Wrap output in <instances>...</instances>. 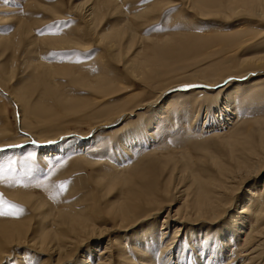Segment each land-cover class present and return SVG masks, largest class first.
<instances>
[{
  "label": "rangeland",
  "instance_id": "374dc122",
  "mask_svg": "<svg viewBox=\"0 0 264 264\" xmlns=\"http://www.w3.org/2000/svg\"><path fill=\"white\" fill-rule=\"evenodd\" d=\"M93 1L95 2L97 0H0V42L4 39L0 43V131L2 129L6 131L5 134L0 135V144L15 143L16 146L11 145L13 148L9 147L10 145L3 146V149H0V153L2 151L5 153L11 151L10 153H12L13 149H23L22 151L25 152L23 158L16 160L12 158L6 164L0 163V212L19 211V215H0V218L19 219L25 213L26 208L22 203L9 195L10 192L17 190L35 193L34 195H43L46 200L54 206L56 205L57 208L77 207L76 209L81 210L89 203H92L90 202L93 199L92 194L96 193L95 198L98 199L100 207L103 206L101 208L105 209L109 201H115L118 197H121L120 187L122 188V184L118 183L112 192L108 194L110 191L109 188H102V186L96 185V180L94 179L112 177V170L115 167L112 164H108L107 159L118 163V166L116 165L118 168L113 171L114 173L124 175L127 177L126 180L134 177V182L138 185L141 184L142 176L138 177V175L145 174L153 168L155 162L154 157L160 154H158L159 152H155L152 155L150 153L132 156L133 151H137L133 150L132 145H136L134 142L138 140V134L144 133L143 128H139V126H143V121H147V118H152L154 111L159 107L161 109V105L164 110L168 102L165 104V99L158 104H149L150 102L153 103L160 90L158 87L161 83L158 82L156 85L155 82H149L148 77H145L140 72L133 71V65L141 61H153L157 59L156 55L160 53L163 58H158L159 61L172 62L174 60L171 59L173 54L168 55L159 51L161 46L168 47L166 43L168 40L174 41L176 45L174 48H190V52L184 56L186 59L182 56L183 59L179 60V58H176L177 60L172 63L173 70L176 69L175 71L178 74L181 72L177 77L182 76L184 70L185 73H188V71L192 72V70H195V72H199L200 70L208 72L218 64L219 60L220 62H224V60L227 62L232 58L229 57L231 53L238 50L240 51L239 55H242L241 57L244 58L245 56H258V54L264 55V17L259 16L257 12H254L256 13L254 14L253 11L241 10V8V11L230 9L227 5L225 6L226 0L200 4V0H110V4H103L102 6L104 7L101 6L97 13V18L91 20L87 15L89 13L87 10ZM124 23L132 25L133 30H130V28L126 31L121 29L123 28L121 25ZM22 26L25 27L23 28ZM111 27L115 29L119 28V30L114 32L109 31L110 33L107 36L102 37L103 31ZM24 29L27 30L24 31ZM118 32H124L120 38L121 40L116 36ZM15 34L17 35L15 36ZM130 36L132 40H130ZM54 38L59 40V42ZM191 38L194 39V42ZM51 39L56 42L54 41L51 42L52 44H49L48 42ZM243 40L244 42H242ZM4 41L6 42L5 44ZM113 41L116 42L115 45ZM159 56L161 57V55ZM40 64L53 70L50 76L45 75ZM141 70L144 71V69ZM175 71L173 73H176ZM236 76L238 78L231 79L233 84L230 83L222 86L221 83L219 86L217 84L212 86L211 84L205 83L206 85L203 86L201 85L205 81L203 80L197 83L195 82V87L187 89L188 91L174 89L173 91H169L167 95L170 96L169 98L175 94L181 96L186 93H191L199 86L198 88L204 92L201 95L204 104L201 108V111H203L200 113L196 125L201 127V129L202 127L204 129L214 128L213 125L218 119L217 116L220 115V110L230 108L227 104L224 105L225 108L221 107L227 94L232 92L234 87L245 89L246 86L243 85L246 82L251 84L260 79L258 77L259 75L252 79H248L247 77L242 79V77ZM90 79L94 81L100 80L103 82L102 86H100V81L95 83ZM105 83L110 84L107 87L108 89ZM219 88L224 89V92L223 90V93L221 92L222 94L219 93ZM105 89H107V92ZM110 90L111 92H108ZM15 91L23 95V102H15V100H18L15 97ZM218 93L219 95H217ZM104 96L106 97L103 98ZM128 96L131 97L132 102ZM127 98H129L127 100L128 103H123V100L126 101ZM246 101L247 99L242 101L243 113H247L249 116L261 114L255 107L247 108L248 103ZM77 102L80 105L83 104L84 107H86L85 105L92 107L87 106L88 108L86 107V109L83 105L82 107L77 106ZM94 102L96 103L94 104ZM140 102L142 106L136 108L135 105ZM70 103L76 106L72 107L69 105ZM251 103H255V100H251ZM122 104L124 105L121 106ZM47 105H50L48 108L53 107L51 109V111L53 110L52 112L47 108ZM126 106L130 108L129 110L134 109V111H128V114H126L123 120L112 123L107 121L110 124H105L98 131L92 130L95 121L105 112L108 110L116 111V109ZM114 107L116 109H112ZM260 107L259 110H262ZM53 112L54 114H52ZM23 116L27 117L25 118V122ZM232 116L234 117L232 114L229 118L222 116L224 119L222 120L223 127L231 125V122L234 121ZM94 117L98 118L94 120ZM211 119L216 121H211ZM136 131L138 132L136 133ZM26 132L34 135V140L32 139L31 142L25 145L17 144L22 139L29 138ZM126 132L133 134L132 137H134V140L132 139L133 142L130 141L128 143V145H131L128 146L130 147L128 148L129 150L125 146L121 148L122 152L120 153L117 147L118 137ZM178 132H176L177 137L169 139V143L172 145L170 146L177 151L175 153L177 158L174 157L173 161L174 165L180 166L183 163V159L188 158L193 170L202 167L200 172L206 174L207 167H215L212 162L213 157H218L219 160L220 158H224L225 161L228 160V153L222 143L221 137L227 138L230 134L196 138L182 136ZM88 135H90L88 141L104 142L103 140L105 139L107 141L109 140L108 142L111 141V144H113L110 155L109 153L100 154L98 156L100 161L95 165H86L84 163L85 157L82 159V156L72 154L64 160L61 158L54 159L55 156L49 155L53 158H49L50 164L47 167V165L40 162L35 153L30 150L24 151L30 148V146L36 145V142L33 143V141L39 140V142L43 143L47 141L54 142L58 147L60 144L63 147L65 145L66 148L61 147L59 148L61 152H58L66 154L67 150L65 151V149L67 147H71L73 144H84L87 140L82 137ZM124 138L121 137V139ZM181 151L186 152L185 155L187 157L182 158ZM26 156H29V159L32 157L31 160L33 161H26ZM162 159L165 158L162 157ZM201 165H206V167ZM167 168L162 172L154 171L153 173V170H151V174H153V177L163 178L166 175ZM204 168H206V171L204 170L205 172L203 171ZM258 177L257 179L253 178L254 183L264 180V173ZM134 182L124 187L130 188L132 184L134 185ZM185 182L187 183V181ZM61 185H63V188ZM243 188L246 189V187ZM94 189L95 191H93ZM104 195L107 196L103 197ZM237 196H240V192L237 193ZM169 198L171 202L168 203H171V205H166V209L163 208L155 218L151 219L150 217L148 218L150 220L147 219V222H140V225L130 229H114L110 235L100 236L102 237L100 241L90 240L82 247V251L75 252L74 255L70 256L72 258L63 264H79L82 255L87 254L93 248L91 246L99 245V247L90 250L92 257L96 258L97 250L102 249L108 239L113 240L116 244L125 235L128 234L129 237V234L133 233V231H140L154 221L156 222L158 220L157 224L161 226L169 210L171 217L168 218L169 220L164 226L166 230L163 228L166 231L165 240H168L172 235L175 226L183 228L180 233L182 238L179 240L185 242L184 239L187 238L184 237L188 233V235H191L195 229H213L212 232H215L219 226L223 225L229 219V214H226L220 221L214 223H208L203 220L191 221V219L182 221L179 216L174 214V211L181 206L180 203L183 196L180 193L176 195L173 193ZM106 224V226L110 227L112 225L114 226L115 222ZM245 236L246 234H241L242 238ZM241 237L239 239H242ZM180 241L176 243L178 244ZM235 248L225 252L227 253L226 257H231H225V264H241L244 258H242L243 256L241 254H237V251L240 249L239 246L236 250ZM17 249L19 252L24 253L28 250L24 246L18 247ZM23 249L24 251H22ZM189 250L187 247L185 250L187 253L184 252V254L182 252V255L189 254ZM14 251L15 249L11 252L12 256L9 258L10 260L8 259L3 264H13L15 259L17 260L18 253H16V256ZM237 255L239 256L237 257ZM188 256L187 258L189 259ZM91 262L94 263L92 260ZM53 264H56V262H53Z\"/></svg>",
  "mask_w": 264,
  "mask_h": 264
},
{
  "label": "bare ground",
  "instance_id": "6f19581e",
  "mask_svg": "<svg viewBox=\"0 0 264 264\" xmlns=\"http://www.w3.org/2000/svg\"><path fill=\"white\" fill-rule=\"evenodd\" d=\"M215 1L217 0H200L199 4L208 2L213 3ZM103 4H110V0H97L92 2V5L87 10L89 11V13L87 12V15L91 20L97 18V13ZM226 5L230 9L232 8L236 11L241 8V10L245 9L253 11V13L257 12L259 16L264 17V0H226L225 6ZM121 26L123 27L121 29H124L125 31L129 28L130 30H133V26L128 23H124ZM25 30L27 29H24V31ZM117 30H119V28H106L101 36L105 37L108 33ZM84 31L83 33H85ZM123 33L124 32H118L116 33V36L120 39L123 36ZM16 35L17 34H15V36ZM131 36L130 40H132ZM51 40L50 42H47L52 44L51 42H54L57 39ZM191 40L194 42V39L191 38ZM57 42H59V40H57ZM242 42H244V40ZM5 43L6 42L4 41V44ZM113 43L115 45L116 42L113 41ZM166 43L168 47L165 48L164 46H161L159 51L168 55L173 54L174 58L172 57L171 59L174 60L172 62L167 63L163 62V60L159 61L158 58H163L160 53L159 55H161V57L156 55L157 59H154L153 61H141L134 63L133 65V71L140 72L145 77H148L149 82H155L156 85L158 82L161 83L159 84L160 86L158 85L159 87L157 86L160 89L157 96L155 97L153 103L150 102L149 104H158L165 99L164 103L166 104L168 102L164 110L161 105V109H159V107V110L157 109L154 111V116L152 118H147V121H143V126H139V128H143L144 133H139L137 136L138 140L134 142L136 145H132L133 150H137L133 151L132 156H135L136 154L150 153L152 155V153L154 154L155 152H159L158 154H160L154 157L155 162L153 168L145 174L138 175V177L142 176L143 182L141 181V184L138 185L134 182V177L126 180L127 177L124 175L114 173L113 171L118 168V163L107 159L108 164H112L115 167L112 170V177L102 178L100 176L101 178L94 179L96 180V185L102 186V188H109L110 191L108 194L112 192L118 183L122 184V188L119 186L121 197H118L115 201H109L107 204L108 206H106L105 209L101 208L103 206L100 207L98 199L95 198L96 193L92 194L93 199L90 201L92 203H89L83 210H81L76 209L77 207L57 208L56 205L54 206L46 200L43 195H34L35 193L33 194L22 190L10 192L9 195L13 196L15 200L22 203V205L26 208V211L19 219L0 218V264L5 263L12 256L11 252L14 249V254L16 255V253H18V256L16 255L18 258L17 260L15 259L13 264H51V262L52 264L53 262H56V264H63L72 258L70 256L74 255L75 252L79 250L82 251V247L87 244L88 241H100L102 239L100 236L110 235L114 229H130L140 225L142 222H147L150 220L148 219L150 217L151 219L155 218V216L161 212L163 208L166 209V205H171V203L168 202H171L169 197L173 193H175V195L180 193V195L183 196L180 203L181 206L174 211V214L179 216L182 221L191 219V221L203 220L208 223H214L220 221L226 214H229V219L224 224L222 223L223 225L219 226L218 230L215 232H212L213 229H195L192 231L191 235H188V233L186 235L187 237H184L187 239L183 238L185 242L180 241V238H182L180 233L183 228L178 226L176 227L174 225L175 228L172 235L168 240H165L164 237L166 231H164V229L166 230V228H164V226L168 222V218L171 217V212L169 210L168 215L165 217V219H167H164L161 226L157 224V220L156 222L154 221L149 225H146L147 227H144L140 231H133V233L129 234V237L128 234L125 235L126 237L124 236V238L121 237L122 239H120L116 244L113 240L108 239V241L104 244V247L97 250L96 258L92 257V252L90 250L99 247V245L91 246L93 248H91L87 254L85 253L82 255L79 264H119V262L120 264H223L226 258H231L230 256L226 257L227 253L225 252L231 251L234 247H236V250L238 246L240 249L237 251V254H241V256H243L242 258H244L241 261V264H264V180H260V182L254 180L256 182H253V178L257 179L259 178L258 176H261L264 173V55L258 54V56H245L244 58L241 57L242 55H239L240 51L237 49L238 51L232 52L231 55L229 54V57H232L231 59L228 57L229 60L227 62H225L226 60H224V62L222 60V62H220L219 60L218 64H216V66L208 72L205 70H200L199 72L192 70V72H189L187 70L188 73H185L184 70V73H182L183 75L177 77L181 74V72L178 74L175 71L176 69L173 70L174 67L172 63L177 60L176 58H179V60L183 59L182 56L184 57L185 54L189 53L190 48H174L176 45L173 40H168ZM112 50L114 51V49ZM166 60L169 61L168 58H166ZM229 61L231 62L229 63ZM40 67H42L45 75L50 76L51 71L53 72V70H50L47 66H42L40 64ZM141 69H144V71ZM172 70L176 73H173ZM133 71L132 73H134ZM236 75L242 77V79L244 77L252 79L253 77L259 75L258 77L260 79L257 77L259 81H254L251 84L246 82L243 85L246 86L245 89L234 87L233 91L227 94L223 105L220 106L225 108L224 105L227 104L230 108L220 110V115L217 116V121L219 123L216 120L211 119V121H216V125H213L214 128L204 129L202 127L201 129V127L196 125L197 119L203 111H201V108L204 104L201 99V95H203L204 92L198 88L199 86H197V88H195L191 93L185 92L186 94L181 96H179V94H175L169 98L170 96L167 95L169 91H173L174 89L188 91L187 89L191 88L188 87L189 85H193V87H195V82L197 83L198 81L203 80H205L201 84L203 86L206 84H211L212 86L217 84L219 86L221 83L222 86H225L232 83V78H238ZM91 81L93 82L94 80ZM97 81L100 80H96L94 82L97 83ZM102 83L103 82L100 83V86H102ZM105 85L107 88L110 84L105 83ZM103 87L105 88V86ZM107 89H105L106 92ZM222 90L224 92V89H220L219 93H221ZM116 91L119 92L118 90ZM108 92H111V90ZM14 93L16 99H18L15 100V102H23V95L16 91ZM219 93L217 95H219ZM104 95L106 94L104 93ZM105 97L106 96L103 98ZM129 98L131 101V97ZM129 98H127L126 101L123 100V103H128L127 100H129ZM244 99H247V108L255 107L261 114L249 116L247 113H243L242 101ZM251 100H255V103H251ZM66 102L68 103L67 100ZM95 103L96 102H94V104ZM140 103L135 105L136 108H140V106H142V103ZM69 105H71V103ZM78 105L82 107L83 104L80 105L77 102V106ZM123 105L124 104L121 106ZM49 106L47 105V108ZM71 106L74 107L76 105ZM85 106L92 107L90 105ZM116 107L112 109H116ZM259 107L262 110H259ZM52 108L50 107L48 109L51 111ZM129 109L130 108L128 106L121 107L116 109V111L112 110L113 112L108 110L112 113L107 111L109 114L105 112L104 114L107 115L103 114L104 116L101 115V117L99 116L100 118L94 117V120L95 118H98V120H96L93 124L92 130L98 131L109 122L112 123L123 120L126 114H128V111H134V109ZM52 114H54V112ZM231 114L234 115V117L232 116L234 121L231 122V125L223 127V117L229 118ZM23 117L25 122V118L27 117ZM107 121L109 122L107 123ZM138 131H136V133ZM176 132L182 136H192L196 138L224 136L223 134H230L227 138L221 137L222 143L228 153V160L225 161L224 158H220L219 160L218 157H213L215 159L212 158V162L215 167H211L209 164L210 168L207 167L208 169L206 174H202L203 172H200L202 167L200 169L196 168L199 172L195 169L193 170L190 166L191 162L188 158L183 159V163L181 165L179 164L180 166L174 165L173 161L174 157L177 158V155L175 156L177 151L174 148L172 149L169 139L177 137ZM5 133L6 131L3 129L0 131V135ZM128 133L126 132L122 136L118 137L117 147L118 150H120V153L122 152V147L126 146L128 149L130 148L128 146H131L128 145V143L132 141L134 137H132L133 134ZM26 134L29 135V138L27 137L26 139H22L17 144L25 145L31 142L32 139L34 140V135H31L28 132H26ZM89 137L90 135L82 137L87 140L84 144L81 142L82 144H73V146L67 147V149H65V151L67 150L66 154L63 152V154L59 153L61 152V150L59 151V148H66L65 145L63 147V145L59 143L61 146L59 145L58 147V145L56 146L54 142L47 141L43 143L39 142V140L33 141V143L36 142V145L30 146V148L25 149L24 151L30 150L35 153L40 162L47 165V167L50 164L49 158H53L50 156L53 155L55 156L54 159L61 158L64 160L65 158H68L67 156L72 154H77V156L80 155L82 156V159L85 157L84 163L86 165H95L100 161L98 157L100 154L109 153L110 155L113 149V144H111V141L108 142L109 140L107 141L105 139L103 140L104 142L88 141ZM121 137L125 138L121 139ZM141 142L142 144H140ZM8 145H14V147H16L15 143H2L0 144V149H3V146ZM22 150L13 149L12 153H10L11 151L8 153L2 151V153H0V163L6 164L12 158L15 160L23 158L25 156V152ZM181 153L183 155V157L181 156L182 158L187 157L185 155L186 152L181 151ZM162 157L165 159H162ZM25 158L26 161H33L31 160L32 157L29 159V156H26ZM221 159L224 161L222 162ZM13 160L11 161L13 162ZM201 166L206 167V165ZM165 168H167V172L163 178L156 176L153 177V174H151V170H153V173L154 171L162 172ZM204 170L206 171V168H204L203 171ZM185 181H187V183ZM131 182H134L132 187H124ZM243 187H246V189ZM93 191H95V189ZM238 192H240V196H237ZM106 196L107 195H104L103 197ZM138 216L139 218H137ZM109 222H115L114 226H110L111 228L106 226V223ZM241 234H246V236L242 238ZM240 237L242 239H239ZM177 241L180 242L177 244ZM21 246L26 247L28 250H26L25 253L19 252L17 248ZM187 247L190 249L189 254L184 256V254L187 253L185 252ZM22 251H24V249ZM182 252L185 253L182 255ZM238 256L239 255H237V257ZM91 260L94 261V263H92Z\"/></svg>",
  "mask_w": 264,
  "mask_h": 264
},
{
  "label": "snow or ice",
  "instance_id": "6c2138e0",
  "mask_svg": "<svg viewBox=\"0 0 264 264\" xmlns=\"http://www.w3.org/2000/svg\"><path fill=\"white\" fill-rule=\"evenodd\" d=\"M188 87H193V85H189ZM9 147H13V146H9ZM61 187L63 188V185H61ZM0 215H19V211H15V212H0Z\"/></svg>",
  "mask_w": 264,
  "mask_h": 264
}]
</instances>
